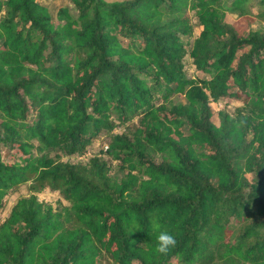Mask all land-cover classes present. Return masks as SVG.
Here are the masks:
<instances>
[{
  "label": "trees",
  "instance_id": "obj_1",
  "mask_svg": "<svg viewBox=\"0 0 264 264\" xmlns=\"http://www.w3.org/2000/svg\"><path fill=\"white\" fill-rule=\"evenodd\" d=\"M69 2L0 0V264H264V0Z\"/></svg>",
  "mask_w": 264,
  "mask_h": 264
},
{
  "label": "rangeland",
  "instance_id": "obj_2",
  "mask_svg": "<svg viewBox=\"0 0 264 264\" xmlns=\"http://www.w3.org/2000/svg\"><path fill=\"white\" fill-rule=\"evenodd\" d=\"M109 2L112 1H122V0H107ZM41 2L43 3H47L51 6V10L53 13H55L56 9L60 6H67L70 4L69 0H41ZM73 8V5H70ZM194 23H196V20L194 19ZM198 34V27L195 28V33L194 36L196 37ZM187 73L190 76H194L197 74V71L195 70V67L192 65L191 60L187 59ZM235 106H237L236 103L233 102H222L219 104H213V108L215 111L214 117H213V121L216 125H219L220 123V119L218 116L219 111L225 109L228 110H233L235 108ZM103 147V141L100 140H96L93 142V146L90 148V153L89 155H96L99 154L100 149ZM107 159H109V157L105 156ZM7 160H13L12 157L9 155L6 156ZM74 161H77L78 158H74ZM27 194V189L25 187H22L17 193L12 194L8 197L7 200V204L6 207L1 211L0 213V222H2L9 214L12 206L15 204L17 198L21 195H26ZM39 198L41 200H44L48 203H52V204H56L57 199L59 198L58 195L56 193L50 192V191H45L43 193L39 194Z\"/></svg>",
  "mask_w": 264,
  "mask_h": 264
},
{
  "label": "clouds",
  "instance_id": "obj_3",
  "mask_svg": "<svg viewBox=\"0 0 264 264\" xmlns=\"http://www.w3.org/2000/svg\"><path fill=\"white\" fill-rule=\"evenodd\" d=\"M176 245V238L167 231H159L156 237V252L166 255Z\"/></svg>",
  "mask_w": 264,
  "mask_h": 264
}]
</instances>
